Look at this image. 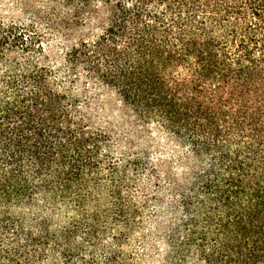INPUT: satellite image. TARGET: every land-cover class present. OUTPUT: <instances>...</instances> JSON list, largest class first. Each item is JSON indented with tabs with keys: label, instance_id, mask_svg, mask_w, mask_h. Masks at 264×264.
<instances>
[{
	"label": "trees",
	"instance_id": "16d2710c",
	"mask_svg": "<svg viewBox=\"0 0 264 264\" xmlns=\"http://www.w3.org/2000/svg\"><path fill=\"white\" fill-rule=\"evenodd\" d=\"M11 1L0 264H143L159 219V264H264V0Z\"/></svg>",
	"mask_w": 264,
	"mask_h": 264
},
{
	"label": "rangeland",
	"instance_id": "374dc122",
	"mask_svg": "<svg viewBox=\"0 0 264 264\" xmlns=\"http://www.w3.org/2000/svg\"><path fill=\"white\" fill-rule=\"evenodd\" d=\"M28 16L23 12L22 9L18 8L11 0H0V20L10 21L14 20L17 22H25L27 21ZM66 41L60 38H54L52 41V48L55 52L62 51L64 49ZM101 104V105H100ZM100 104L95 105V109L98 111V118L102 123L112 125L114 129L118 132L124 134V137H127L126 133H130L132 131L131 125L126 118V114L123 113L121 103L116 100L114 97H110L108 99L103 100ZM135 129L131 132L134 133ZM137 136L136 134H134ZM125 139V138H124ZM142 144L144 142H141ZM18 214L26 215L29 219L36 217V215H50L51 208L44 202H39L35 206L28 207L25 209L17 210ZM72 214L68 209L63 206H57L54 210L53 215V223L54 226H59L65 223V221ZM158 225H162V220L159 219L157 223H152L150 225V241L147 244L145 250L141 249V263L143 264H159L160 263V242L158 239V235L156 230H158ZM10 243V242H8ZM8 246L1 240L0 237V253L3 250H8L10 246ZM12 247V246H11ZM142 248V247H141Z\"/></svg>",
	"mask_w": 264,
	"mask_h": 264
}]
</instances>
